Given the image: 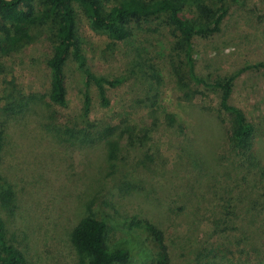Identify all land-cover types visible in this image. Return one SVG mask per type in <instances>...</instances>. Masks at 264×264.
Instances as JSON below:
<instances>
[{
  "label": "rangeland",
  "instance_id": "374dc122",
  "mask_svg": "<svg viewBox=\"0 0 264 264\" xmlns=\"http://www.w3.org/2000/svg\"><path fill=\"white\" fill-rule=\"evenodd\" d=\"M73 7L87 68L117 83L104 86L103 102L72 56L59 105L49 98L53 31L31 29L0 51L4 243L25 264H86L70 233L93 218L105 222L108 250L128 252L114 264H155L149 222L163 232L170 264H264V67H255L264 63V0H237L218 32L193 38V76L165 18L131 19L126 38L114 40ZM10 26L0 16V45ZM230 78L227 104L253 126L252 173L214 85Z\"/></svg>",
  "mask_w": 264,
  "mask_h": 264
},
{
  "label": "trees",
  "instance_id": "16d2710c",
  "mask_svg": "<svg viewBox=\"0 0 264 264\" xmlns=\"http://www.w3.org/2000/svg\"><path fill=\"white\" fill-rule=\"evenodd\" d=\"M38 0H0V16L11 21L6 37L0 45L2 54H9L14 43L24 38L27 32L41 26L50 29L54 36V50L47 61L51 78L50 100L63 105L66 99L64 87L63 67L70 57H74L78 70L84 75L85 87L91 82L97 85L102 101L105 102L104 86H116L115 81L105 77H96L87 68L86 57L81 52L79 42L75 37V10L73 3H77L88 20L110 39L121 40L129 34L128 22L131 19H146L163 17L179 33L181 50L184 53L189 75L193 76L192 40L194 37H207L219 31L224 18L228 15L229 5L237 0H39L42 13L36 8ZM220 3L212 7L211 2ZM208 2V3H207ZM107 6L108 8H105ZM193 10L201 19L194 22L184 15V8ZM255 67H264L259 63ZM196 82L200 80L195 78ZM233 78L224 83H214L222 89L221 108L233 117V134L231 143L234 149L241 153V166L249 163V173L256 171L251 163V138L253 126L244 113L227 104L230 85ZM90 100L85 95L83 113H89ZM0 130V149L3 145ZM240 160H242L240 158ZM257 173L264 177V169L260 167ZM145 229L156 246L155 264H170L169 249L163 232L149 222H145ZM106 226L104 221L93 218L81 219L70 233V241L80 254H86L89 259L86 264H114L128 258L126 250L110 251L105 246ZM0 264H25L23 256L4 243L3 231L0 225Z\"/></svg>",
  "mask_w": 264,
  "mask_h": 264
}]
</instances>
